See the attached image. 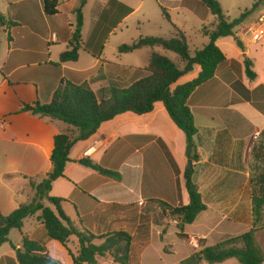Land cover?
Wrapping results in <instances>:
<instances>
[{
  "label": "crops",
  "instance_id": "crops-1",
  "mask_svg": "<svg viewBox=\"0 0 264 264\" xmlns=\"http://www.w3.org/2000/svg\"><path fill=\"white\" fill-rule=\"evenodd\" d=\"M1 1L6 11L0 13L16 23L14 27L0 28L2 216L32 201L35 192L30 181L38 184L51 172L54 136L67 127L61 121L21 112L22 105L49 104L61 80L86 83L99 100L105 99L111 85L127 88L148 76L151 53L170 59V52L161 48L119 53L120 46L140 37L168 39L176 29L185 35L189 51L194 53L208 43L202 30L209 31L216 23L199 0H86L81 9L78 59L59 63L60 55L71 46L74 11L80 0H58V13L54 16L44 14L41 0ZM217 1L223 15L232 21L249 11L255 0ZM119 13L124 14L115 20ZM263 14L264 1L234 29L233 36L216 41L225 61L217 66L213 78L188 99L197 128L193 141L198 160L191 162L192 181L206 206L193 224L183 228L188 251L193 253L237 237L252 226L251 152L264 130V25L260 27V40L254 41L252 32L259 27L257 22ZM171 61L181 64L177 57ZM246 61L254 74L252 79L246 76ZM200 70L194 66L172 89L197 78ZM185 148V135L160 102L148 114L118 115L101 124L89 139L73 145L63 177L52 183L49 196L63 200L61 209L78 232L99 237L127 229L133 232L140 224V216L145 215L141 209L149 201H160L172 208L188 204L183 176L190 167ZM81 159L116 173L119 179L79 165ZM44 206L53 209L47 202ZM38 216L39 213L26 218L20 230L10 231L8 242L0 247V264H7L6 257L16 262L23 238L37 242L50 258L73 264L47 237ZM196 222L200 223L199 229L191 230ZM171 228L172 225L167 229L158 227L154 234L163 255L165 247L171 252L167 242ZM255 239L257 242V233ZM197 242L203 244L201 249ZM67 245L77 255L79 244L75 236L69 238ZM180 261L183 260L179 264Z\"/></svg>",
  "mask_w": 264,
  "mask_h": 264
},
{
  "label": "trees",
  "instance_id": "trees-1",
  "mask_svg": "<svg viewBox=\"0 0 264 264\" xmlns=\"http://www.w3.org/2000/svg\"><path fill=\"white\" fill-rule=\"evenodd\" d=\"M41 1L45 15L54 16L58 13V0ZM199 1L216 19V23L212 25L209 31L202 30L203 35L208 38V43L201 50L190 53L187 38L176 29L174 36L168 39L152 36L140 37L131 44L122 45L118 48L119 53H130L145 47L161 48L176 55L182 67L181 64L172 62L166 56L153 52L148 58L146 68L148 76L137 80L127 88L111 85L108 88L109 96L105 99L99 100L95 92L86 83L73 84L61 80L49 104L22 105L21 112H28L40 118L61 121L67 127L54 136L53 150L50 156L51 172L38 184L30 181L35 192L32 201L29 204L19 206L8 216L0 214V247L8 242L11 230H20L26 218L39 213L38 219L41 221L47 237L73 264H98L97 258L105 255L111 256L115 264L128 263L130 244L136 240L134 237L123 231L100 237L78 232L61 209L60 204L63 200L49 196V192L52 183L63 177L65 165L70 161L69 152L75 143L89 139L96 133L101 124L118 115L127 112L136 115L148 114L157 102L163 104L172 122L185 135L186 158L193 163L198 160L197 148L193 141L197 134V128L188 106V99L199 86L213 78L217 66L225 61L224 55L216 46V41L223 37L233 36L234 29L264 0H255L249 11L242 13L232 21L223 15L217 0ZM85 2L86 0H80L79 6L74 11L76 23L71 46L69 50L60 55L59 63L76 62L78 59L83 26L81 9ZM162 14L168 20L164 11ZM5 25L14 27L16 23L0 13V28ZM236 44L240 49H243L239 40H236ZM194 66H199L201 69L197 78L172 89L178 79L191 72ZM245 73L249 79L254 78L248 61L245 62ZM169 160L175 173H177L172 160L170 158ZM77 163L101 175L119 179L116 173L103 169L89 159H81ZM250 168L251 228L247 232L222 243L203 247L200 251L183 260L181 264H199L200 262L222 264L232 259L239 264L263 263L264 255L256 244L255 234L264 229V130L258 135L253 146ZM192 175V168H187L183 176L189 199L187 205L172 208L163 202L155 201L167 215L179 222V228L182 231L184 226L193 224L197 216L206 210L202 196L192 181ZM44 202L51 205L53 209L45 207ZM149 224L148 218L141 217L137 232L148 236ZM71 236H75L78 240L77 255H74L67 245ZM143 238L147 239L146 237ZM95 240H103V242L100 245H95ZM239 244H242V247L235 246ZM6 261L7 264H62L50 258L45 249L37 242L27 238H23L22 250L18 252L16 262H13L9 257H6Z\"/></svg>",
  "mask_w": 264,
  "mask_h": 264
},
{
  "label": "rangeland",
  "instance_id": "rangeland-1",
  "mask_svg": "<svg viewBox=\"0 0 264 264\" xmlns=\"http://www.w3.org/2000/svg\"><path fill=\"white\" fill-rule=\"evenodd\" d=\"M4 3L0 0V10L6 11ZM122 14H117L115 20H119L122 17ZM233 18V16H231ZM192 39L195 38V35L192 33L189 34ZM194 43H196L194 41ZM171 60L175 59V55L172 53H168ZM44 204V203H43ZM134 211H136L134 209ZM141 212L145 215L143 217L148 218L149 224V230H148V236H146L144 233H138L137 230L133 233L131 230H126V233L134 237L136 240L132 241L130 244V255L129 260L127 264H179V260H185L191 255L195 254L192 251L189 250V243L187 242V237L183 235V231L179 228V222L177 220L172 219L169 215H167L160 207V205L156 202H151L146 205V207H143L141 209ZM142 217V216H140ZM167 218V222L164 221V219ZM174 220V221H173ZM172 221V222H171ZM170 222V223H169ZM199 222H196L194 224V227L191 228V230L199 229ZM169 225H172V228L170 230L171 235L168 236L167 242L171 247V252L169 253L168 250L169 247H165L164 252H166L165 255L161 252L159 246L160 243L158 241L157 236H155V231L158 229V227H165L166 229L169 227ZM125 231V230H123ZM165 232V229H164ZM108 233L107 235L113 234ZM243 233H245L243 231ZM104 236V235H103ZM143 237H146L147 239H144ZM152 237V240H151ZM163 241V240H162ZM99 242H103V240L94 241V243L99 244ZM199 249L202 248L203 244L200 242L198 243ZM257 246L262 251V254L264 255V229L259 230L257 232ZM236 247H242V244L235 245ZM147 249V250H146ZM146 250V251H145ZM145 254L143 257H140V255ZM97 260H99L98 264H115L113 262V259L109 255H105L104 257H98ZM206 264L205 262H200L199 264ZM181 264V261H180ZM226 264H239L236 260L232 259L226 262ZM264 264V260L263 263Z\"/></svg>",
  "mask_w": 264,
  "mask_h": 264
},
{
  "label": "built area",
  "instance_id": "built-area-1",
  "mask_svg": "<svg viewBox=\"0 0 264 264\" xmlns=\"http://www.w3.org/2000/svg\"><path fill=\"white\" fill-rule=\"evenodd\" d=\"M257 24L259 27L252 32V38L254 41L260 40L263 36V29L260 27L264 25V14L258 19Z\"/></svg>",
  "mask_w": 264,
  "mask_h": 264
},
{
  "label": "water",
  "instance_id": "water-1",
  "mask_svg": "<svg viewBox=\"0 0 264 264\" xmlns=\"http://www.w3.org/2000/svg\"><path fill=\"white\" fill-rule=\"evenodd\" d=\"M188 164H189V167L191 168V161H189Z\"/></svg>",
  "mask_w": 264,
  "mask_h": 264
}]
</instances>
